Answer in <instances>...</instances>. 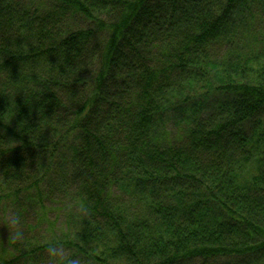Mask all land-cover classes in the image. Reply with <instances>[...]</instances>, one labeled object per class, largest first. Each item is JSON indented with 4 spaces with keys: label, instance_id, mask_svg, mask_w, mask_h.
Masks as SVG:
<instances>
[{
    "label": "trees",
    "instance_id": "trees-1",
    "mask_svg": "<svg viewBox=\"0 0 264 264\" xmlns=\"http://www.w3.org/2000/svg\"><path fill=\"white\" fill-rule=\"evenodd\" d=\"M0 221V264H264V0H0Z\"/></svg>",
    "mask_w": 264,
    "mask_h": 264
},
{
    "label": "rangeland",
    "instance_id": "rangeland-1",
    "mask_svg": "<svg viewBox=\"0 0 264 264\" xmlns=\"http://www.w3.org/2000/svg\"><path fill=\"white\" fill-rule=\"evenodd\" d=\"M8 216H9V214L7 213L6 217L8 218ZM50 217H51V219L54 218L53 215H51ZM7 218H6V219H7ZM61 222H62V217H60V218L57 220V222H56L55 225H54V228H57V226H59ZM43 226H46V225L44 224ZM3 234H4V230L2 229V223H1V221H0V238L3 237Z\"/></svg>",
    "mask_w": 264,
    "mask_h": 264
},
{
    "label": "bare ground",
    "instance_id": "bare-ground-1",
    "mask_svg": "<svg viewBox=\"0 0 264 264\" xmlns=\"http://www.w3.org/2000/svg\"><path fill=\"white\" fill-rule=\"evenodd\" d=\"M172 233V232H171Z\"/></svg>",
    "mask_w": 264,
    "mask_h": 264
}]
</instances>
